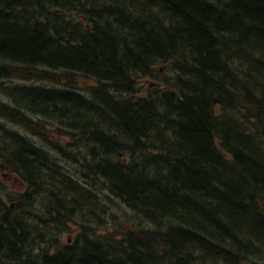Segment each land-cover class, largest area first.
<instances>
[{
  "label": "trees",
  "instance_id": "trees-1",
  "mask_svg": "<svg viewBox=\"0 0 264 264\" xmlns=\"http://www.w3.org/2000/svg\"><path fill=\"white\" fill-rule=\"evenodd\" d=\"M0 264H264V0H0Z\"/></svg>",
  "mask_w": 264,
  "mask_h": 264
},
{
  "label": "rangeland",
  "instance_id": "rangeland-1",
  "mask_svg": "<svg viewBox=\"0 0 264 264\" xmlns=\"http://www.w3.org/2000/svg\"><path fill=\"white\" fill-rule=\"evenodd\" d=\"M163 76L165 75V70L163 68L162 72ZM16 80V79H15ZM18 81V80H16ZM146 82H150V81H144V84H146ZM6 85H10V83H5ZM23 84H28V83H23ZM147 86L149 85V83L146 84ZM18 186V185H17ZM100 187V186H99ZM99 187H98V190H99ZM107 203L111 209V211L115 212L116 215H119V217L121 218H125L126 216L128 217V215H130L131 213L129 212V210L124 206L122 205L121 203H119L118 201L114 200V201H111L109 199H107ZM128 212V213H127ZM127 214V215H126ZM68 237H72V234L69 233V234H66V238Z\"/></svg>",
  "mask_w": 264,
  "mask_h": 264
},
{
  "label": "bare ground",
  "instance_id": "bare-ground-1",
  "mask_svg": "<svg viewBox=\"0 0 264 264\" xmlns=\"http://www.w3.org/2000/svg\"><path fill=\"white\" fill-rule=\"evenodd\" d=\"M75 2V1H74ZM73 3V2H72ZM73 5H74V3H73ZM82 6H83V4H82ZM82 6H81V8H82ZM16 80H18V79H16ZM15 79L13 80V79H2L1 80V83H3V84H5V83H17V84H20L21 82L22 83H28L27 85L28 86H30L31 85V81H28V82H23V81H21L20 82V80H18V81H16ZM21 83V84H22ZM52 82H49V84L48 85H50ZM33 87V86H32ZM97 186H98V182L96 181V179H94V180H91V181H89L88 183H87V187H89L91 190L92 189H96L97 188ZM99 187V186H98Z\"/></svg>",
  "mask_w": 264,
  "mask_h": 264
}]
</instances>
